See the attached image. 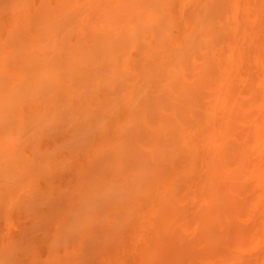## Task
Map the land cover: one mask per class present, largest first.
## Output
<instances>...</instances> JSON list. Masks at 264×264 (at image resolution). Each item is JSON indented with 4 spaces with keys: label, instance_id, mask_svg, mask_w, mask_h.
<instances>
[{
    "label": "bare ground",
    "instance_id": "bare-ground-1",
    "mask_svg": "<svg viewBox=\"0 0 264 264\" xmlns=\"http://www.w3.org/2000/svg\"><path fill=\"white\" fill-rule=\"evenodd\" d=\"M23 1L27 2V0H21L20 1L21 5L20 4L16 5L15 9L17 6L21 7ZM31 1L32 0H30V2ZM89 1L92 2V7H91L92 11L90 13H87L86 15L81 14L80 16H78L77 19H75V23H73L74 25H72L71 23L72 21L70 23L68 22L70 25L68 24L67 26L68 27L70 26V28L66 26V28L64 27V31H62L63 22L59 20L48 21L46 19L40 18V19H34L33 21H30L26 24L24 21H23L24 23L16 22L15 25L13 26L14 28L17 27L18 25H21L24 26L25 28L27 27V29H25L26 32L27 30H29L28 28H30L32 34L26 37V40L23 39L24 41L22 40V42H19L21 44L18 47L19 49L17 50L9 51V48H7L8 49L7 52H3L4 50L2 49H4L5 46L0 48L1 49L0 74H10L4 80L0 81V123L5 122L4 123L5 130L2 126L3 130H1V134H0V173H4L6 171L11 172V170L14 172L15 167L20 168L17 167L19 166V163L17 164L16 161L19 162V160L21 159L20 164L22 162L21 164L22 173L23 172L26 173L27 171V174H29L28 178L35 179L37 177L38 178L44 177V180L47 181V177H48L47 172H49V168L50 170H52L51 166L54 161H55L54 164H56L55 159L57 156L55 152L57 149L56 147H58V144H56L55 142L54 147L56 149L53 147V153L50 149L49 152L47 148L43 149L44 152L43 151L41 152V150L37 149V147L40 145L39 142L41 141L42 138L41 139L39 138L38 140L37 138L34 137L35 138L34 140V138L29 139L28 137L26 138L25 136H23V134L26 131H27L26 132L27 135H29V133L31 134L30 126L32 129L35 127L34 119H36V116L38 114L41 115V118L39 116L36 119V121L40 119L38 121L39 124L43 123L42 118L43 120H45L46 117H47L46 120L48 122H49L48 117L50 118V121L51 120L55 121V117H53V119L51 118L53 115L56 116L57 114H59L60 112L59 109H60L66 116V121L68 123L71 122V124H76L77 121H80L79 133H76V135L78 136L79 134L85 132L92 125L91 124L92 121H93V125L97 126L96 130L97 128H99L101 124L100 120H97L98 124L95 123L96 115L95 113L92 112V110L94 109V107H99V106H101V108L106 107V109H104L105 116L106 114L109 115L110 112H108V108H107L108 106H102V102H103V97L106 96V94L109 95L110 93H112L113 97L111 96L110 100L115 99L113 100L114 105H110V104L109 105L112 106L111 108H113L114 110L122 109L123 115L121 116L120 120L114 123L115 125L113 127L115 129H112L111 127V131H113V133L117 132L114 133L115 135L114 141H116L120 146L121 145L123 146L120 147L121 153H119L120 151L118 150L117 146H115L114 143L112 146V148H114V157H113L114 159H112L113 163H109L108 165L104 166L102 169H98L99 167H102V166H98L96 168L97 170L94 169L96 170V172H94L93 170L92 175L91 173L90 175L93 176L95 174L94 179L96 181L98 182L103 181L104 184L102 183L101 186L102 185L108 186V188L107 186L106 188L104 187L105 190L102 187V190H104V197L105 194L107 196L106 190L108 189V193H109L110 188H111V193L114 191L117 195L116 198L113 193L111 196L112 198L114 195V198L116 199L115 200L116 204L113 203L114 207L116 209H119L120 210L119 215H122L121 218L119 219L120 225L117 226L119 220H117V223L115 225V227L117 228L114 229V233L117 236L116 238L124 237L125 231L129 230L128 226H130V224L133 226L134 223H136V220L134 221V219L138 215V211L135 206L138 202L137 200V198H139L138 195L148 196L150 198H159L158 209H160V211L164 213V218L153 227H149L148 230L145 228L142 229V235H143L142 237L146 238V241H150L149 243H153V241L157 243L160 241L159 245L164 244L166 246L167 244H169L167 242H170L171 236L173 235V234L169 235L168 233L166 234V232L170 230L171 224L174 222L175 219L178 218V214H175L173 212L175 207L176 210L179 207V206L177 207L176 203H178L180 198L181 200L182 199L184 200L190 197V196L186 197L187 194H183L182 191H180L182 193L181 196L179 192V189L181 187L180 182H182L181 180L184 177L188 176L191 173H194L195 175L201 174V176L203 177V183L212 186L213 195H211L212 192L210 193V198L212 197V200L214 199L213 197L214 193L216 196H218V193H221L220 195L221 198L225 197V193L227 199L231 197L229 196L230 195L229 191L222 190L223 186L220 183V180L226 178L225 176H227L228 174L227 164L230 166L228 161L224 160L223 157H214V156L207 157L208 159L205 158L202 161H198V162L194 161L196 152L202 145L206 144V147L208 148H216V147L220 148L221 147L220 140L222 138L223 131H225L228 128V124L222 126H214L210 124V121L208 120L209 116L214 114V108L216 106V104L214 103L218 99L215 89L216 86H213V84L210 85L206 83L205 80L207 78V71L206 72L202 71V73H206V74H185V72L186 71L188 72L189 64L195 65L196 69H197V65L201 67L204 64H208V63L209 65H214V62L212 63V60L210 59L214 57L213 55L214 53H217L220 56V62H219L220 67L225 68L229 61L233 62L239 60L240 55L234 50L238 33L242 31L243 25L246 26L247 22L250 23L253 20L254 23H257L259 17L257 5L259 3V0H254V1L252 0L247 2L246 4H240L236 0H222V3L221 0H217V2L219 1V4H221V6H219V4L216 3V6H218V8L215 7V9H218L217 12L219 13V15L218 13L212 14V12H210L209 10L211 6L210 4L207 5V10L204 9L206 8V4L210 2L209 0H199L195 7L196 10L193 8L194 10L193 9L192 11L187 10L188 12L186 13L185 11L182 10V6H184L189 0H177V1L150 0L149 6L151 5V1L152 3L153 2L155 3L154 4L155 6L153 7L150 6L149 8H147V10L145 11L146 13L142 17L140 16V14L139 17L136 16L137 11L135 12V9L137 8V6L135 7V9L134 7L133 8L130 7L128 9L119 8L120 15L122 14L121 10L127 12H129V10H132L135 12V13L133 12L135 16L132 17L131 15L132 12L128 14L127 12L123 11L124 12L123 19H118V20H116L117 17L113 16L115 14L118 15L117 12L116 13L114 12L115 14L112 15L109 14V12L111 13L112 10L109 11L108 13L107 11H104V8H102L104 0H89ZM18 2L19 0H16L14 3L17 4ZM137 3L138 2L136 1V4ZM130 4H131V0H130ZM133 5H135L134 2ZM145 5L146 3L143 5L144 8L146 9ZM20 7L18 8L19 10ZM24 7L25 5L22 8ZM108 7H110V5ZM8 9L7 11H9ZM102 9L103 11H101ZM11 11H13V9H11ZM14 13H17V11L14 10ZM9 21L12 20H9L8 18V22ZM157 21L159 22V26L154 27V25L156 24L152 25L151 23ZM64 25L65 23L63 24V26ZM141 26L142 27L145 26V28L140 29ZM152 26L153 29H148V28H152ZM8 29L9 28H7V30ZM139 29L141 33L138 32ZM129 30L132 31L130 32L132 34V37L130 33H128ZM9 32H12V30H10ZM148 40H151V42H150V47L148 45L147 46L148 49H147L144 43H146V41ZM213 40L214 43H212ZM169 43L173 44L174 53L170 51L171 48ZM176 48H180L182 50V53L180 55H178L177 53L175 54L174 50ZM156 53L159 54V58H156L158 59L157 61L156 59H154L155 60L154 62L156 63L153 64L150 61L151 58L153 60L154 55H156ZM98 63L107 65V69L104 73L103 72L100 73V71H98L99 68L96 69ZM151 64L158 66V68L155 71V74H154V69L151 67ZM215 65H217V62H215ZM192 69H194V67H192ZM99 74H106V75L105 77L100 78ZM235 74H239V73L235 71ZM78 75L81 76L80 80L83 79L82 83L79 82L80 80L79 81L77 80L78 82L77 86L66 87L64 85L66 81V79H64L65 81L63 82L64 76L70 78L74 76L76 78V76ZM150 75L156 78L159 76L161 80L158 81L159 77L156 82H154L155 79L154 80L152 79V81L154 82L153 85L152 81L145 80V78L149 77ZM94 76L95 77L99 76V77L94 79L93 78ZM177 78H179L180 81L183 80V83H180V81H178L180 85L178 84L176 86L172 85L169 79L173 81V80H177ZM115 80H116L115 83H117V80H122L124 81V83L120 87L110 92L103 88V85L105 83ZM169 81L170 83H168ZM157 82L159 83L158 85ZM200 90H202L203 93V95L201 96H200L201 93ZM231 91L234 94L235 99L233 105L230 106L229 108L239 107V104L241 103V101H243V94L241 93V91L234 89V87ZM87 97H90V101L87 100ZM95 97L97 99L93 101ZM165 100L168 103L165 102ZM91 101L93 103H91ZM201 102L202 103L204 102V104L202 105ZM22 103H24V105L27 104V109L30 107L29 103L32 104V106L29 108L30 110L29 112L28 110L26 113L24 112L23 110L24 108L21 107ZM57 106H59L60 108H58ZM54 107L55 109L58 110L57 114H56L57 110L55 111ZM79 110H80L79 115L73 114L74 111H79ZM150 110L151 111L156 110L158 113L160 112L159 114L160 118L158 116L156 122H152V120L154 119L150 117L151 116L149 114V112H151ZM51 112L52 115L50 117ZM91 113H93V118H92L93 120L90 121L89 116L90 117L92 116ZM166 114L168 115V117ZM59 116H57L58 117L57 120L62 121L63 119L61 118V116L60 117ZM46 120L44 121V123H47L48 125V122ZM38 122L36 123V125H38ZM153 123H155V126ZM8 125L9 126L11 125L10 128L8 127ZM20 125H23L25 128L23 129L21 127L15 128ZM109 126L104 125V127L106 128L100 127V129L105 130ZM38 127L40 126L38 125ZM91 127L92 128H90V130L91 131L93 130L92 136L94 135V133H96L95 137L96 140H98L100 137L97 138V135L102 136V133H100V131L96 132L95 126H91ZM28 128L30 132L28 131ZM17 129L20 130L19 133ZM21 129L22 131L24 130L26 131H24V133L22 134ZM63 129L65 130V127ZM142 129H147V131L149 129L150 131H152L151 132L152 134L153 133L159 134L162 132L163 136L162 137L157 136V138L144 137L145 133L141 131ZM206 132H209L208 135L209 139L204 144H202L200 142V139L198 140V137L200 134H204ZM55 135H59V133ZM62 135H65V133ZM90 135L91 133L89 134V136ZM46 136L52 138L53 134ZM85 136L88 138L87 134ZM22 137H25V139L24 138L22 139ZM83 138L82 140L85 146H87L86 148L82 144L83 147H85L86 149L85 153L84 150H82L83 152L82 154H84L85 156L88 154L86 153L88 151L87 149L89 147L92 148V141L94 140L93 137H91V140L90 141L87 140V142L89 141V143H87L84 141L86 138L85 139ZM20 141H23L25 145H22ZM33 142H35V145H33ZM246 143L245 144L243 143V145L245 146ZM29 144H31V146H33L34 148V149L29 148L30 151H32L33 153L32 155L27 156V154H24V152L26 151L25 149L24 152L22 151L23 153H21V156H19L20 159L19 157H15L14 154H16L15 148L17 147V145H18L17 147L18 149L16 148V150L20 151V149L22 150L23 147L26 146L29 147ZM129 144L135 145V147L132 146V149H134L132 153L135 154L136 156L131 154L130 146H129V152L128 149H126V145ZM19 145H22V147H20ZM184 147H191L192 150L188 149L187 151H185ZM135 148H137L136 149L137 152ZM96 150L97 149L95 148V152ZM77 151L79 152L81 150L77 149ZM77 151L74 150V152L72 153L71 150L70 158H67L66 156V158L69 159L70 163H72L75 160V158L78 156L77 155L76 157H74V153L76 152L75 154H77ZM40 152L42 153L41 155L39 154ZM93 152L94 149H92V153ZM44 153H46L45 157L43 156ZM123 153H125V155H123ZM22 154L24 155V157L25 156L27 157L22 158ZM35 154L37 155V157L34 156ZM46 155H48V157L49 155L51 156L50 157V159L52 160L51 162H47ZM119 155L120 157L115 159V156L118 157ZM32 156L34 157L32 158ZM249 156L250 155H247V153L245 155L243 153L242 156L238 157L237 159L239 160V164L237 163L238 161H236L235 162L236 166L234 167L233 171L230 172V174L233 176L236 171V174L233 176V179H235L237 185L240 184L239 182L242 180L246 181V179L241 176L240 179L238 178L239 172L243 173L244 171V173L247 172L248 174L250 172L248 170L249 167L247 166H246L247 171L244 170L245 163L248 160H250ZM132 157L134 158L132 159ZM31 158L34 160L36 164V166L34 164V167L32 166L33 161ZM73 158L74 160L72 161ZM135 158L136 160H138V163H133L132 164L133 167L131 165L132 170L130 169V166L127 168L128 165L127 161L133 162L135 161ZM246 158L247 160L245 161V163L243 162L241 163V161L243 159L245 160ZM44 159L46 160V164H43L45 163ZM120 159L121 161H119ZM25 162H27L30 165V168H28L29 165L27 167V163ZM120 163L121 164L123 163L122 165L123 169L122 168L117 169L118 166H121ZM115 164L117 165L115 166ZM22 165L23 166L26 165V167L23 168ZM13 167L14 169H12ZM111 168L112 171H116L119 173L121 171V173L129 174L127 176V179L125 176H116V178L115 176L114 177L108 176L111 181L113 179L112 182L108 183L107 182L108 179L106 180L107 175L104 176L102 175V173L104 172V174H107L106 172L108 171V169H110L111 171ZM47 169L48 171L46 172L45 170ZM28 171L30 172L28 173ZM200 171H202V173H199ZM140 172L143 173L142 174L143 178L139 176ZM204 172H205V176L203 174ZM134 173L136 176H134ZM222 174H223V178H221ZM99 175L101 176L100 179L98 178ZM231 175L228 174L229 177ZM85 176H87V174ZM102 176H104V179ZM129 176L130 179H137V182L135 183L128 182L130 180ZM119 177L121 178V180L119 179ZM87 178H89V176H87ZM122 178L123 180L124 179L125 180L122 183L117 184V182L122 181ZM218 178L219 180H217ZM30 179L29 180L27 179L25 182L23 181L22 183H19L18 188L16 189V191L13 192L11 199L9 200L11 201V203H13L12 201L14 202L17 201L16 199H18V191H21L24 188L26 190L27 187L29 186L32 187V185L34 186L32 187V189H35V187L37 189L38 185L36 186L35 182L31 181ZM214 179H216V181H214ZM210 180L215 184L217 183L215 187L213 186L214 183L212 185L210 184L211 182ZM87 185H89L88 182ZM115 185L117 187L114 189ZM241 185L243 184H240V186ZM85 187L89 188L88 186ZM72 188L76 189L75 186ZM121 188L125 190V192L121 190V192L124 193V196L120 192ZM131 189H133V192ZM96 190L98 191L99 189L95 188V186H92L90 187L89 191L87 190V193L90 192L89 194L92 193V195H94V192L96 194ZM216 190L217 191L219 190L218 193L216 192ZM82 191L83 194L79 193L81 195L80 203L82 202L84 206L82 207L83 204H81L80 206L82 207V209H85L88 206L87 207L88 209H86V211H89L90 213V210L93 206L90 208L89 205H93L92 203H94V200L92 198L87 197L85 195L86 193L84 192V190ZM78 192H77V196H78ZM261 197L264 199V192H262L256 199H254V201H257V199L261 200L262 199ZM218 199L221 200L220 198ZM103 200L102 203L105 204L106 201L103 202ZM1 204H2V200H1ZM62 204L63 203H61V207ZM109 204L110 203H108V205ZM68 206L70 205L68 204ZM94 206L96 207V205ZM104 206L105 205H103V208ZM77 208L80 207L78 206ZM69 210H71L70 207ZM110 210L112 209L110 208ZM112 211L110 212L112 213ZM83 212L85 213L84 210ZM101 214L102 216L104 215L103 213ZM262 215L264 218V214ZM51 218L53 219L52 216ZM109 218L110 217H108V219ZM181 218L184 217L181 216ZM105 221H107V219ZM86 226L87 225L85 224L83 228H85ZM165 229L167 230L164 231ZM241 232L243 231L241 230ZM111 235L112 237H114L112 234V230H111ZM99 236H101V234ZM175 238L177 239V237ZM52 242L53 245L57 244L54 243V241ZM260 242H258L257 245ZM63 243L65 244L66 242L63 241ZM170 244H174V243L170 242ZM97 245L98 244L96 243L95 247ZM236 248L238 249V247ZM157 250H159L158 246H157ZM12 251L14 253V249H12ZM155 251H156V247L153 249L154 255H155ZM230 252L229 255L226 254L224 255V259H222L223 256L220 253L219 255L222 257L220 260L219 259L220 256H219L218 262L228 260L229 257L237 258V253H238L237 251H236L237 253L234 251L232 255ZM210 256L214 258L213 254ZM95 257L97 258V256Z\"/></svg>",
    "mask_w": 264,
    "mask_h": 264
},
{
    "label": "rangeland",
    "instance_id": "rangeland-1",
    "mask_svg": "<svg viewBox=\"0 0 264 264\" xmlns=\"http://www.w3.org/2000/svg\"><path fill=\"white\" fill-rule=\"evenodd\" d=\"M15 1L16 0H0V22H1L0 48L5 46V48L2 49L4 50L3 52H7L8 50L7 48H9V51L19 49L18 47L21 44L19 42H22L23 39L26 40V37L32 34L30 28H28L29 30H27L26 32L25 29H27V27L25 28L24 26L18 25L17 27L14 28L13 26L15 25L16 22L18 23L25 22L26 24L30 21H33L34 19H40V18L46 19L48 21L59 20L63 22L62 31H64V27L66 28V26L71 21H72L71 22L72 25H74L73 23H75V19H77L78 16H80L81 14L86 15L87 13H90L92 11L91 8L92 2L89 0H74V1L73 0H32L31 2L30 0H27V2L23 1L24 4L22 3L21 7L19 6L20 10L18 9L19 8L18 6L15 9V6L19 4L21 5L20 2L21 0H19L17 4L14 3ZM104 1L102 6V8H104V11H107L108 13L109 11L112 10L111 13L109 12V14L112 15L115 14L116 12L118 13V15L117 14L113 15L117 17L116 20L123 19V13L127 12L121 10L122 14L120 15L119 8L128 9L130 7L132 8L134 7L135 9V7L137 6V8L135 9V12L137 11L136 16L139 17L140 14V16L142 17L146 13L145 11L147 10V8H149L150 6L151 7L155 6L154 5L155 3L154 2L152 3V1H151V5L149 6L150 0H131V4H130V0H125L126 2L124 0H109V1L104 0ZM136 1L138 2L137 4ZM198 1L199 0H189L184 6H182V10L185 11V13L188 12L187 10L192 11L193 8L196 10L195 7ZM209 1L210 2L207 1L208 3L206 2L207 3L206 8L204 9L207 10V5L210 4L211 5L209 9L210 12H212V14H217L218 9H215V7L218 8V6H216V3L219 4V1L218 2L217 0H209ZM236 1H238L240 4H246L247 2L252 0H236ZM133 2L135 5H133ZM145 3H146L145 5L146 9L143 6ZM24 5L25 7L22 8ZM109 5L110 7H108ZM219 6H221V4H219ZM257 6L259 12L257 23H254L253 20L250 23L247 22L246 26L243 25L242 31L238 33L234 50L235 52L239 53L240 55L239 60L233 62L229 61L225 68L220 67L219 65L220 56L217 53H214L213 54L214 57L210 58L212 60V63L214 62V65H209V63L204 64L202 67L197 65V69H196L195 65L193 64L190 65L188 63L189 70L188 72L187 71L185 72V74H206V73H202V71L205 72L207 71V78L205 81L210 85L213 84V86H216L215 88L216 95L218 96V99L214 103L216 104L214 108V114L210 115L208 120L210 121V124L214 126H222L228 124V128L225 131H223V135L220 140V144H221L220 148L206 147V144L204 143L209 139L208 137L209 132L199 135L198 140L200 139V142L204 145H202L197 150L196 156L194 157V161L196 162L202 161L203 159L210 156L223 157V159L228 161V163L230 164V166L227 164V167L229 168V169L227 168L228 170L227 173L231 175L230 172H232L234 167L236 166L235 162L238 161L237 163L239 164V160L237 158L242 156L243 153L244 155L247 153V155H250L249 156L250 160H248L245 163V161L247 160L246 158L245 160L243 159L241 163L242 162L245 163L244 170H246V166H247L249 167L248 170L250 172L249 174L246 172L248 175L244 173V171L243 173L239 172L238 174L239 179L240 176L246 179V181L242 180L239 182L240 184L243 185L240 186V184H238L239 185L238 186L237 182H235V179H233V176L236 174V171L235 174L233 176L231 175L230 177L228 176V174L227 176H225L224 174L226 178L220 180V183L224 188V189L222 188V190L229 191L230 194L229 196L231 197L227 199L225 193V197H223L222 195L223 198H221L220 196L221 193H218L219 190L218 191L216 190L218 196H216L214 193L213 197L216 200L214 199L212 200V197L210 198V193L212 192V186L203 183V177L201 176V174L195 175L194 173H191L188 176L184 177L181 180L182 182H180L181 190L179 189V192L182 191L183 194H187V196L185 195L186 197L189 196L190 197L184 200L183 199L181 200L180 198L178 203H176L177 207L178 206L179 207L177 208V210L175 207L173 212L175 214H178V218L174 220V222L171 224L170 230L166 232V234L168 233L169 235L173 234L172 235L173 237L171 236L170 242L174 244H170V242H167L169 244H167L166 246L164 244H163L164 246L159 245L160 241L157 243L155 241H153V243H149L150 241H146V238L142 237L143 236L142 229L145 228L148 230L149 227H153L164 218V213L160 211V209H158L159 198H150L148 196L138 195L139 196V198H137L138 202L135 205L138 211V215L134 219V221L136 220V223H134L133 226L131 224L130 226H128L129 230L125 231L124 233L125 236L123 235L124 237L116 238L117 236L114 233V229L117 228L115 227V225L117 223V220H119L122 216L119 215L120 210L114 207V204H116L115 198L117 197V195L113 191L112 193L115 195V198L114 195L111 198L112 196L111 188L109 190V193L107 189L106 190L107 196L105 194V197L108 198L107 200V198L104 197V190L107 185L101 186V184L102 183L104 184V182L96 181L94 179L95 174L93 176L91 175L93 173V170L96 169L98 166H102L98 168V169H102L104 166L108 165L109 163H113L112 159H114L113 158L114 148H112V146L114 143L115 146H117L118 150L120 151L119 153H121L120 147H122L123 145L120 146L116 141H114L115 138L114 133L117 132L113 133V131H111V127L112 129H115L113 127L115 125L114 123L120 120L121 116L123 115L122 109L114 110L113 108H111L112 106L110 105H114L113 100H115V99L110 100L111 96L113 97L112 93H110L109 95L106 94V96L103 97V102H102V106H108L107 107L108 112H110L109 115L106 114L105 116L104 109H106V107L104 108H101V106L94 107L95 110L93 109L92 112L95 113L96 115L95 123H97V120H100L101 124L99 128H97V130H96L97 126L93 125V121L91 123L92 124L91 126H95L96 132L100 131V133H102V136L97 135V138L99 137L100 138L96 140L95 137L96 133H94V135L92 136L93 130L92 131L90 130V128H92L91 126L87 129L89 131L86 130L87 132L85 131L77 136L76 133H79L80 121H77L76 124H71V122L68 123L66 121V116L59 109L60 111L59 114L63 119L62 120L63 123H62L61 120H57L58 119L57 116H59V114H57L58 110L55 109L54 107L55 111L57 110L56 111L57 115L56 116L53 115L51 119L55 117V121L51 120L52 121L51 123L50 118L48 117L49 119L48 122L46 120L47 118L46 117L45 120L48 122V125L47 123H44L45 120H43V118H42L43 123L39 124L38 121L40 119H38V121H36V119L39 116L41 118V115L38 114L36 116V119H34L35 127L33 126L34 128L32 129L30 126L31 129V134L29 133L30 136L26 134L27 127L26 130H24L26 131L25 133L24 131H22V129L25 128L23 125L15 127V128L21 127L22 134L24 133L23 136H25L26 138L28 137L29 139H32L35 137L38 140L39 138L40 139L42 138L41 141L39 142L40 145L37 147V149H40L41 152L43 151V149L47 148V150L50 149L53 153V147L56 142V144H58V147H56L57 149L55 147L54 148L56 149L55 154L57 157L55 159L56 164H54L55 162L54 161L51 166V169L53 171L50 170V168H49V172H47L48 169L45 170L48 173L47 181L44 180V177L43 178L37 177L35 179L34 178L30 179L28 178L29 174H27V171L26 173L21 172L22 162L20 164L21 159L19 156H21V153H23L25 149L26 151L24 152V154H27V156L32 155L33 153L32 151H30V149H32L33 146L29 144V147L28 146L23 147V149L21 150L20 147H22V145L25 144L23 143V141H20L22 143V145H19L20 151L16 150V148L18 147L17 145V147L15 148L16 154H14L15 157H19L20 159V160L18 159L19 162L16 161L17 164L19 163V166L17 167L20 168L15 167L16 172L15 171L13 172L11 170V172L6 171L4 173H0V247H1L0 264H107V263L108 264H264V218L262 215L264 214L263 213L264 199L261 197L262 198L261 200L257 199V201H254V199H256L262 192H264V181H263L264 179V0H259ZM10 8L13 9V11H11ZM7 9L9 11H7ZM116 9L119 10L117 11ZM14 10L17 11L18 14L14 13ZM101 11H103V9ZM130 12L133 13L134 11L129 10V12L127 13L129 14ZM132 13L131 15L132 17H134L135 14L133 13L134 14L133 15ZM8 18L9 20L12 21L8 22ZM64 23L65 25L63 26ZM151 24L152 25L156 24L154 25V27L159 26L158 21ZM7 28L9 29L7 30ZM68 28H70V26ZM142 28H145V26L140 27V29ZM140 29L138 30V32H140ZM148 29H153V26L152 28H148ZM10 30H12V32H9ZM130 32L132 31L129 30L128 33ZM130 35L132 37L131 33ZM150 42L151 40H148L146 41V43H144L147 49H148L147 47L148 45L150 47ZM212 43H214V40L212 41ZM169 44L171 48L170 51L173 52L174 49L173 44L172 43ZM174 51L175 54L177 53L178 55L182 53V50L180 48H176ZM156 58H159V54L157 53L156 55H154L153 60L151 58L150 62L155 64L156 62H154L155 61L154 59ZM157 60L158 59H156V61ZM215 62H217V65H215ZM151 67L154 69V74H155V71L158 68V66L151 64ZM192 67H194V69H192ZM98 68H99L98 71H100V73L102 72L104 73L107 69V65L98 63L96 69ZM235 71H237L239 74H235ZM9 75L10 74H0V81L4 80ZM105 75L106 74H99L100 78L105 77ZM98 77L94 76L93 78L96 79ZM158 77L156 78L150 75L149 77H146L145 80L152 81V79L153 80L155 79L154 82H156ZM64 79H66V81ZM80 79H81L80 75L76 76V78L74 76L72 78L64 76L63 82L65 81L64 85L66 87H73L78 85L77 80L79 81ZM160 80L161 78L159 77L158 81ZM169 80L171 81V84L174 86L183 83V80L180 81L179 78L173 81L171 79ZM170 81L168 83H170ZM178 81H180V83H178ZM79 82L82 83L83 79L80 80ZM115 82L116 80L109 81L103 85V88L110 92L120 87L124 83V81L122 80H117V83ZM158 84L159 83L157 82V85ZM233 87L234 89L241 91V93L243 94V101H241L239 107L229 108L230 106L233 105L235 99L234 94L231 91ZM200 92H201L200 96L203 95L202 90H200ZM95 99L97 98L95 97L93 101H95ZM87 100L90 101V97H87ZM166 100L165 102H167ZM91 103L93 102L91 101ZM203 104L204 102L202 103V105ZM29 105L30 107L32 106L31 103H29ZM21 107L24 108L23 110L25 113L27 112V110L28 112L30 111L29 110L30 107L27 109V104L24 105V103H22ZM57 107L60 108L59 106ZM93 113H91L92 115L91 117L89 116L90 121L93 120L92 119ZM73 114L79 115L80 110L74 111ZM149 114L151 115L150 117L154 119L152 120V122H156L158 116L160 118L159 115L160 112L158 113L156 110L149 112ZM51 115L52 112L50 113V117ZM37 122L40 127L36 125ZM4 123L5 122L0 123V134H1V130H3L2 126L4 128ZM153 124L155 126V123ZM104 125H107L109 127L105 130L104 129L101 130L100 127L106 128L104 127ZM10 126L8 125L9 128ZM64 127L65 130L67 131L63 129ZM17 131L19 133L20 130L17 129ZM28 131L30 132L29 128ZM141 131L145 133L144 137L157 138V136L160 137L163 136L162 132L159 134L158 133L152 134L151 133L152 131H150L149 129L148 131L147 129H142ZM58 133L59 135H55ZM64 133L65 135H62ZM90 133L91 135L89 136ZM51 134H53L52 138L46 136ZM86 134L88 135V138L85 136ZM25 137H22V139L23 138L25 139ZM91 137H93L94 140L92 141V148L89 147L87 149L88 151L86 152L88 153L87 154L88 156L87 155L84 156V154H82L83 153L82 150H84L85 153L86 151L85 147L87 148V146H85L82 138L83 139L86 138L84 141L87 142V140L89 141L91 140ZM89 141L87 143H89ZM243 143L244 144L246 143V145L244 146ZM82 144L85 147H83ZM33 145H35V142H33ZM129 146L131 148L130 149L131 154L136 156L135 154L132 153L134 151V149H132V146L135 147V145L134 144L126 145V149H128V152H129ZM95 148L97 149L96 152L98 153L95 152ZM77 149L81 151L78 152ZM92 149H94L93 153H92ZM136 149L137 148H135V150ZM188 149L192 150L191 147H184L185 151H187ZM71 150L72 153L74 152V150L77 151V154H75L76 152L74 153V157L78 155L75 158V160L74 158L72 159V161L74 160L72 163H70L69 159H67L70 158ZM41 152L39 153L40 155L42 154ZM45 154L46 153H44L43 155L44 157ZM50 155L49 157L48 155H46L47 162L52 161L50 159L51 157ZM123 155H125V153H123ZM27 156L24 157V155L22 154V158H26ZM34 156L37 157L36 154ZM34 156H32V158ZM119 157L120 155L118 157L115 156V159ZM133 158L134 157H132V159ZM136 158H135L136 162L127 161L128 162L127 168L130 166L131 169V165L133 163H138V160H136ZM32 161H33L32 166L34 167L35 162L33 159ZM119 161H121V159ZM43 164H46V160L45 163ZM28 165L29 164L27 163V167ZM116 165L117 164H115V166ZM122 165L123 163L121 164V166H118L117 169L122 168ZM24 167H26V165H24L23 168ZM28 168H30V165ZM12 169H14V167ZM96 170H94V172H96ZM29 172L30 171H28V173ZM106 173L107 174H104L103 172L102 175L104 176L107 175L106 180L108 179L107 180L108 183L113 181V179L111 181L109 177L115 176L116 178V176H125L127 179V176L129 175V174L121 173V171L120 173L116 171H112V168L111 171L110 169H108ZM199 173H202V171H200ZM86 174L87 176H89V178L85 176ZM142 174L143 173L140 172L139 176L142 177L143 176ZM203 174L205 176V172ZM104 176H102L103 179ZM134 176H136L135 173ZM100 177L101 176L99 175L98 178L100 179ZM221 178H223V174ZM27 179L34 181L36 186L38 185L37 189L36 187L35 189H32V187H34L33 185L32 187L29 186L31 188L27 187L28 190L27 188L26 190L25 188L24 189L21 188L23 190L18 191V199H16L17 201L16 202L12 201L13 203H11V201L9 200L11 199L13 192L16 191V189L18 188L19 183H22L23 181L25 182ZM119 179L121 180L120 177ZM124 180L122 178V181L117 182V184L122 183ZM217 180H219V178ZM214 181H216V179H214ZM87 182L89 183V185H87ZM128 182L135 183L137 182V179H130ZM213 183L214 182L212 181L210 182L211 185ZM216 184L214 183L213 186L215 187ZM74 186L76 189L72 188ZM85 186H88L89 188H86ZM92 186H95V188L99 189L98 191L96 190V194L94 192V195H92V193L89 194L90 192L87 193V190L89 191L90 187ZM102 187L103 188L105 187L104 190H102ZM116 187L117 186L115 185L114 189ZM82 190H84V192L86 193L85 195L87 197L92 198L94 200V203H92L93 201L91 202L93 205H89L90 208L93 206L92 207L93 209L92 208L91 210L89 209L91 214L89 213V211H86V209H88L87 208L88 206L86 207L87 204L85 202L84 203L86 204L85 205L86 208L82 209V207L84 206L82 202L80 203L81 201L80 194H83ZM121 190L125 192L124 189L121 188L120 192ZM131 190L133 192V189ZM77 192H78V196H77ZM121 193L124 196V193L123 192ZM182 193L180 192L181 196ZM211 195H213V192L211 193ZM216 197L220 198L221 200H219ZM1 200H2V204H1ZM102 200L103 202L106 201V203L105 204L102 203ZM61 203H63L62 207H61ZM108 203H110L109 204L110 206L108 205ZM68 204L70 206H68ZM81 204H83L82 207L80 206ZM102 204L105 205L104 208ZM94 205H96V207ZM78 206L80 208H77ZM69 207L71 208V210H69ZM109 207L113 211L110 210ZM83 210L85 211V213L83 212ZM110 211H112V213ZM101 213H103L105 216L104 215L102 216ZM51 216L53 217L54 220L51 218ZM181 216L184 218H181ZM108 217L110 218L108 219ZM106 219L107 221H105ZM199 219L202 221H200ZM49 221L51 224L49 223ZM75 221L77 222V224ZM83 224L84 226L85 224L87 226L83 228L84 227ZM80 225L82 227V230ZM118 225H120V220L117 226ZM111 230L115 238L112 237ZM166 230L167 229H165L164 231ZM241 230L243 232H241ZM100 234L101 236H99ZM175 237H177V239ZM51 240L57 244L53 245V242ZM63 241L66 242L65 244L67 245H65ZM258 242L260 243L257 245ZM96 243L98 245L95 247ZM157 246L159 250H157ZM155 247H156V251L154 255L153 249ZM236 247H238V249ZM12 249H14V253ZM91 250L93 254L91 253ZM234 251L238 252V253L236 252L237 258L229 257L228 260L218 262L219 259L221 260L222 256H223L222 259H224L225 254L229 255L230 252L232 255ZM220 253L222 256L219 255ZM212 254L214 255V258L210 256ZM95 256H97V258Z\"/></svg>",
    "mask_w": 264,
    "mask_h": 264
}]
</instances>
